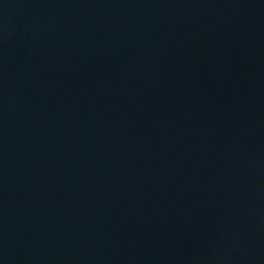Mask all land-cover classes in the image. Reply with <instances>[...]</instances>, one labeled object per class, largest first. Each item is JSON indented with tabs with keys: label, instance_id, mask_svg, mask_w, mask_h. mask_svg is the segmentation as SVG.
<instances>
[{
	"label": "water",
	"instance_id": "obj_1",
	"mask_svg": "<svg viewBox=\"0 0 264 264\" xmlns=\"http://www.w3.org/2000/svg\"><path fill=\"white\" fill-rule=\"evenodd\" d=\"M0 264H264V0H0Z\"/></svg>",
	"mask_w": 264,
	"mask_h": 264
}]
</instances>
